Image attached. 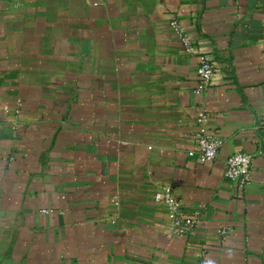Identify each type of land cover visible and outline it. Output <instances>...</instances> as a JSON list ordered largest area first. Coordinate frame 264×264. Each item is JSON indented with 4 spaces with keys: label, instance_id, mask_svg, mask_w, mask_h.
Listing matches in <instances>:
<instances>
[{
    "label": "crops",
    "instance_id": "1",
    "mask_svg": "<svg viewBox=\"0 0 264 264\" xmlns=\"http://www.w3.org/2000/svg\"><path fill=\"white\" fill-rule=\"evenodd\" d=\"M263 115L264 0H0V264H264ZM166 189L200 213L187 235Z\"/></svg>",
    "mask_w": 264,
    "mask_h": 264
},
{
    "label": "built area",
    "instance_id": "2",
    "mask_svg": "<svg viewBox=\"0 0 264 264\" xmlns=\"http://www.w3.org/2000/svg\"><path fill=\"white\" fill-rule=\"evenodd\" d=\"M184 45L189 52H195L192 41L182 30L179 31ZM200 85L198 92L206 90L211 84L215 75V66L207 55L200 56L198 68ZM198 132L196 134V148L190 152L200 162L207 163L217 159L220 149L223 146V139L213 133L207 126L208 118L201 112L197 118ZM262 129L264 131V115L262 118ZM253 161L254 155L249 152L238 151L229 155L226 159V177L236 183L240 190H247L253 183ZM155 201L165 204L169 208V217L175 226L177 236L187 235L199 221L200 213H187L178 199L170 189L155 194ZM222 236L227 234V228H220Z\"/></svg>",
    "mask_w": 264,
    "mask_h": 264
}]
</instances>
